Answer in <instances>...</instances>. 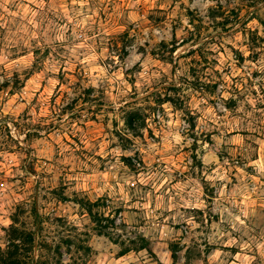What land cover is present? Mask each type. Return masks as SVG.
<instances>
[{
    "label": "rangeland",
    "instance_id": "374dc122",
    "mask_svg": "<svg viewBox=\"0 0 264 264\" xmlns=\"http://www.w3.org/2000/svg\"><path fill=\"white\" fill-rule=\"evenodd\" d=\"M0 264H264V0H0Z\"/></svg>",
    "mask_w": 264,
    "mask_h": 264
}]
</instances>
